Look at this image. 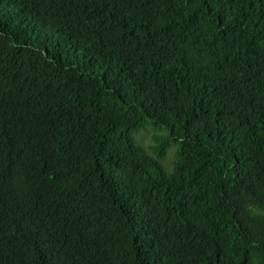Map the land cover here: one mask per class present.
<instances>
[{
	"label": "trees",
	"instance_id": "16d2710c",
	"mask_svg": "<svg viewBox=\"0 0 264 264\" xmlns=\"http://www.w3.org/2000/svg\"><path fill=\"white\" fill-rule=\"evenodd\" d=\"M0 264H264V0H0Z\"/></svg>",
	"mask_w": 264,
	"mask_h": 264
},
{
	"label": "rangeland",
	"instance_id": "374dc122",
	"mask_svg": "<svg viewBox=\"0 0 264 264\" xmlns=\"http://www.w3.org/2000/svg\"><path fill=\"white\" fill-rule=\"evenodd\" d=\"M162 134H164V132L155 131L153 127L148 125L145 129H142L141 131L136 133L134 137L136 138L137 142L140 145H142L145 149L150 151V148L155 145V142L153 139L154 136L162 135ZM173 154H174V150H170L168 153L167 159L164 162L167 170H171L172 168Z\"/></svg>",
	"mask_w": 264,
	"mask_h": 264
}]
</instances>
